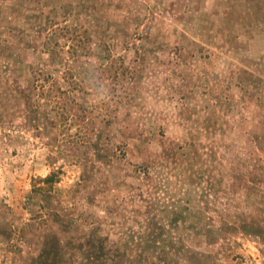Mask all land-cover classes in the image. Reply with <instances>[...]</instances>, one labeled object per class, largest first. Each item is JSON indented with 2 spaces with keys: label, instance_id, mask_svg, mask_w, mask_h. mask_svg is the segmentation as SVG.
I'll use <instances>...</instances> for the list:
<instances>
[{
  "label": "rangeland",
  "instance_id": "obj_1",
  "mask_svg": "<svg viewBox=\"0 0 264 264\" xmlns=\"http://www.w3.org/2000/svg\"><path fill=\"white\" fill-rule=\"evenodd\" d=\"M0 264H264V0H0Z\"/></svg>",
  "mask_w": 264,
  "mask_h": 264
},
{
  "label": "trees",
  "instance_id": "obj_2",
  "mask_svg": "<svg viewBox=\"0 0 264 264\" xmlns=\"http://www.w3.org/2000/svg\"><path fill=\"white\" fill-rule=\"evenodd\" d=\"M70 48L74 50L75 54H77V45L76 44L71 45ZM55 182H56V173L55 172H51L46 177H36L33 181V190L36 193L45 194V193H47V191H50L53 188V185ZM168 245H169V247L167 246V249H168V252L170 254H175L176 252L178 254V250L176 249L174 243L171 242V243H168ZM164 250H166V249H164ZM157 257H159V256H157Z\"/></svg>",
  "mask_w": 264,
  "mask_h": 264
}]
</instances>
